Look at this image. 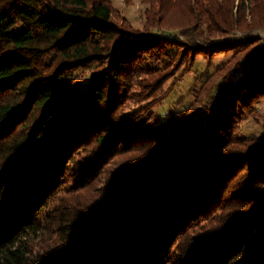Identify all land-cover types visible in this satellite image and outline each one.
<instances>
[{
    "label": "trees",
    "instance_id": "trees-1",
    "mask_svg": "<svg viewBox=\"0 0 264 264\" xmlns=\"http://www.w3.org/2000/svg\"><path fill=\"white\" fill-rule=\"evenodd\" d=\"M141 3L0 0V264H264V0Z\"/></svg>",
    "mask_w": 264,
    "mask_h": 264
},
{
    "label": "rangeland",
    "instance_id": "rangeland-1",
    "mask_svg": "<svg viewBox=\"0 0 264 264\" xmlns=\"http://www.w3.org/2000/svg\"><path fill=\"white\" fill-rule=\"evenodd\" d=\"M112 5L115 6L116 10L118 11V14L121 18H127L129 20H131L135 25L137 26H141L143 23L142 20V15H141V11H142V3L141 0H110ZM18 27H22V24H19ZM256 33H258V36L261 39H264V29H260L258 31H256ZM246 40V36L245 34H243L241 31H237L236 33V37L235 38H229L227 39V41H219L214 43V46H223L225 44H232L235 42H240ZM211 45H204V47H209ZM228 57L227 54H218L212 61L210 67L211 69H215V67L221 63H223V61L225 62L226 58ZM190 59V56L188 57V60ZM205 65H207V59H205V57L203 56H199L197 63H196V67L194 68V70L189 71V73H186L183 77V79L180 81L179 84H177L173 91L170 94V97H168L164 103H162L161 105H157L159 110L162 111L163 114L166 113L167 108L172 104L174 105V100L177 96H179V94H181L182 92H186V90L190 87V85L192 84V82L194 81V74L199 71L201 69V67H204ZM186 68V64L184 63V66L182 67V69ZM92 72V68L89 69H82L79 71V76H84L86 78L89 77V75ZM180 73V72H179ZM178 73V74H179ZM170 82V81H169ZM168 82V84H169ZM243 130L245 132H251V131H261L262 130V126L257 124L254 120L249 119L248 121H246Z\"/></svg>",
    "mask_w": 264,
    "mask_h": 264
},
{
    "label": "water",
    "instance_id": "water-1",
    "mask_svg": "<svg viewBox=\"0 0 264 264\" xmlns=\"http://www.w3.org/2000/svg\"><path fill=\"white\" fill-rule=\"evenodd\" d=\"M209 47H212V46H209Z\"/></svg>",
    "mask_w": 264,
    "mask_h": 264
}]
</instances>
